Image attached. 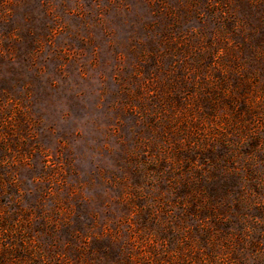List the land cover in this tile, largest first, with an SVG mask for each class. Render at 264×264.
<instances>
[{"label":"rangeland","instance_id":"obj_1","mask_svg":"<svg viewBox=\"0 0 264 264\" xmlns=\"http://www.w3.org/2000/svg\"><path fill=\"white\" fill-rule=\"evenodd\" d=\"M0 264H264V0H0Z\"/></svg>","mask_w":264,"mask_h":264}]
</instances>
